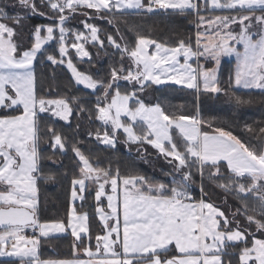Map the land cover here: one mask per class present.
Masks as SVG:
<instances>
[{
  "label": "snow or ice",
  "instance_id": "snow-or-ice-1",
  "mask_svg": "<svg viewBox=\"0 0 264 264\" xmlns=\"http://www.w3.org/2000/svg\"><path fill=\"white\" fill-rule=\"evenodd\" d=\"M161 13L195 17L194 40L189 36L168 44L134 26L126 30L134 34L131 38L120 30L121 21ZM77 15L83 17L79 28L72 24ZM34 16L51 23L34 25L25 40V21ZM97 21L115 34L102 38L104 24ZM53 41L56 52L49 53L45 46ZM101 56L108 58V71L98 79ZM223 57L235 58V69L224 81ZM38 59L53 70L66 68L77 90L83 86L95 99L40 95ZM153 85H178L192 90L198 101L201 96L222 100L234 111L256 99L264 102V0H0L4 264H264V126L254 130L245 124L244 131L260 134L258 144L246 142L199 112L169 113L159 100L148 103L143 93ZM74 111L86 114L96 127L87 136L106 149L135 145L145 163L146 146L154 149L168 165L160 169L165 179L122 175L118 167L93 163L75 142L71 151L78 174L71 181L66 220L42 221L39 182L54 177L43 176L41 141L48 139L53 155L66 153L67 138L56 130V121L70 124ZM197 185L198 200L193 196ZM213 188L225 194L226 205L231 196L239 206L225 212L206 198ZM90 197L94 215L79 212L76 202L84 207ZM94 219L101 232L93 248ZM69 230L76 258L43 259L42 240Z\"/></svg>",
  "mask_w": 264,
  "mask_h": 264
},
{
  "label": "trees",
  "instance_id": "trees-1",
  "mask_svg": "<svg viewBox=\"0 0 264 264\" xmlns=\"http://www.w3.org/2000/svg\"><path fill=\"white\" fill-rule=\"evenodd\" d=\"M11 12L12 9H9ZM83 17L77 15L72 24L79 28V21ZM27 26L24 28V39H29V33L34 25L51 23L50 20L40 16H34L25 21ZM97 24H104V22L97 21ZM195 17H176L166 14H159L151 18L131 17L128 19V23L123 21L119 22L121 32H125L128 37H133L134 34L127 32V28L130 26L137 27L142 35L149 36L152 39H156L161 42H167L168 44H175L179 39H187L191 36L194 40ZM109 32L114 33V30L104 24L101 36H106ZM49 53L56 52V43L53 41L49 45ZM92 53L97 50L88 46ZM95 58V57H94ZM108 58L99 57L98 62L103 64V71L97 78H104L108 71ZM209 66V65H208ZM88 71L96 72L97 68H88L87 65H78ZM36 75H37V91L40 95L49 98L67 97L71 99L73 95L80 96L81 99L94 100V96H88L89 90H85L82 87L77 86L70 80V73L66 68L57 67L53 70L52 66H49L46 60L38 59L35 62ZM235 61L224 60L220 66L221 80L224 81L234 71ZM148 103H155L157 100L163 104L166 111L169 113H183L185 115H196L197 112L205 120L211 121L214 125L231 129L234 134L242 137L246 142L252 144H258L257 139L260 134L258 131L248 133L244 131V125L248 124L253 127L254 130H258L264 126V102L256 99V102L252 106H246L245 108L234 111L227 105L223 104V101H216L209 99L207 96H201L199 101L192 90L183 89L176 85H153L145 93H143ZM73 109H76V105H72ZM91 107V105H89ZM86 114H80L77 116L74 111L73 116L70 118L71 123L65 124L63 121H56V130L67 138L66 143L68 149L64 154L53 155L52 151L48 148V139H42L41 150L43 151L44 160L43 164V176L54 177V179L41 180L39 182V201H40V218L42 221H57L66 220L69 205H70V193H71V181L75 175L78 174L76 170V164L73 160L74 153L71 151V146L75 142H79L78 146L85 151V154L89 156L93 163L100 162L102 166L108 167L111 165L115 170L117 167L120 169L122 175L129 173L139 172L141 174L155 175L160 179H165L161 175L160 169L167 168L162 158L157 157L155 150L149 146L147 152L148 162L145 163L137 154L136 146L131 148L123 143L118 144L117 149H106L104 145L98 144L94 140H90L87 136L89 131L95 132L96 127L93 124L90 126L89 121L85 118ZM98 123V122H96ZM47 124V121L42 122V127ZM77 125H80L79 134L76 132ZM205 131H211V129L205 128ZM42 136L46 137V132L42 131ZM264 138V137H262ZM195 199L200 198L199 186H195L193 192ZM215 203L218 207L222 208L225 212H229V206H239L238 202L231 196L227 197V205L224 203L225 194L219 189H211L209 196L206 197ZM94 200L90 197L85 203L84 207L77 205L79 212H88L90 215H94ZM242 225L246 222L241 217ZM93 240L96 234L101 232L98 219L91 221ZM254 230V229H253ZM58 237V238H56ZM73 241L74 238L70 234L54 236L53 239L44 241L41 244V254L43 259H71L73 256ZM0 264H4V261L0 259ZM233 264L236 261L233 260Z\"/></svg>",
  "mask_w": 264,
  "mask_h": 264
},
{
  "label": "crops",
  "instance_id": "crops-1",
  "mask_svg": "<svg viewBox=\"0 0 264 264\" xmlns=\"http://www.w3.org/2000/svg\"><path fill=\"white\" fill-rule=\"evenodd\" d=\"M234 61H235V60H234ZM176 86H178V85H176ZM179 87H181V86H179ZM71 204H72V202H71V196H70L69 210H70ZM78 204H80L79 201L76 202V206H77ZM105 204H106V201H105ZM66 234H70V230H69V232H67V233L54 234V236H58V235H66ZM70 235H71V234H70ZM92 245H93V248H94L95 240L92 241ZM81 257L84 258V259H87V257H83V256H82V250H81ZM75 258H76V257L71 258V259H75ZM0 259L3 260L2 258H0ZM71 259H68V260H71ZM53 260H64V259H53Z\"/></svg>",
  "mask_w": 264,
  "mask_h": 264
},
{
  "label": "rangeland",
  "instance_id": "rangeland-1",
  "mask_svg": "<svg viewBox=\"0 0 264 264\" xmlns=\"http://www.w3.org/2000/svg\"><path fill=\"white\" fill-rule=\"evenodd\" d=\"M25 27H29V26H27V24H26V22H25V26H24V28ZM88 46H91V45H88ZM95 49V48H94ZM224 60H235V58L234 57H223L222 58V60H221V63H222V61H224ZM209 66H211V65H209ZM159 86H164V85H159ZM79 87H82L83 88V86H79ZM85 90H87V89H85ZM90 91V90H89ZM30 234V233H29Z\"/></svg>",
  "mask_w": 264,
  "mask_h": 264
}]
</instances>
